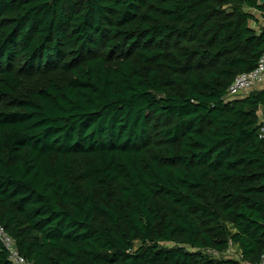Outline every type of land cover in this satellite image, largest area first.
Instances as JSON below:
<instances>
[{
	"label": "trees",
	"instance_id": "1",
	"mask_svg": "<svg viewBox=\"0 0 264 264\" xmlns=\"http://www.w3.org/2000/svg\"><path fill=\"white\" fill-rule=\"evenodd\" d=\"M254 11L264 19L259 0H0V225L20 254L261 261L264 90L225 99L264 53ZM0 264H13L1 241Z\"/></svg>",
	"mask_w": 264,
	"mask_h": 264
},
{
	"label": "built area",
	"instance_id": "2",
	"mask_svg": "<svg viewBox=\"0 0 264 264\" xmlns=\"http://www.w3.org/2000/svg\"><path fill=\"white\" fill-rule=\"evenodd\" d=\"M255 90H264V53L258 62V66L254 70L240 73L235 77L232 84L228 88L225 99L229 101L239 97H245ZM262 118L264 121V113L262 114ZM0 241L8 252L9 259L13 264H34L20 254L14 239L1 225ZM240 264H264V256L258 263L241 262Z\"/></svg>",
	"mask_w": 264,
	"mask_h": 264
},
{
	"label": "crops",
	"instance_id": "3",
	"mask_svg": "<svg viewBox=\"0 0 264 264\" xmlns=\"http://www.w3.org/2000/svg\"><path fill=\"white\" fill-rule=\"evenodd\" d=\"M254 13L256 14V16L258 17V19L262 20L261 16H260V13L257 12V11H254ZM260 24H262V22L260 21ZM256 25V24H255ZM258 28V27H257ZM260 113L263 114L264 113V108H262V110H260ZM236 251V250H235Z\"/></svg>",
	"mask_w": 264,
	"mask_h": 264
},
{
	"label": "water",
	"instance_id": "4",
	"mask_svg": "<svg viewBox=\"0 0 264 264\" xmlns=\"http://www.w3.org/2000/svg\"><path fill=\"white\" fill-rule=\"evenodd\" d=\"M259 3L264 5V0H259Z\"/></svg>",
	"mask_w": 264,
	"mask_h": 264
},
{
	"label": "rangeland",
	"instance_id": "5",
	"mask_svg": "<svg viewBox=\"0 0 264 264\" xmlns=\"http://www.w3.org/2000/svg\"><path fill=\"white\" fill-rule=\"evenodd\" d=\"M260 21H261V22L264 24V22H263V21H264V19H262V20L260 19ZM251 24H252V25H254L253 23H251ZM254 26H256V25H254Z\"/></svg>",
	"mask_w": 264,
	"mask_h": 264
}]
</instances>
